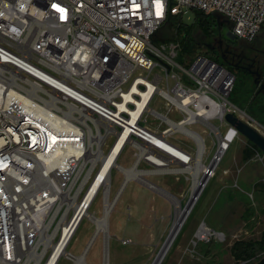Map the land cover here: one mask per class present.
I'll return each mask as SVG.
<instances>
[{
  "label": "built area",
  "instance_id": "obj_1",
  "mask_svg": "<svg viewBox=\"0 0 264 264\" xmlns=\"http://www.w3.org/2000/svg\"><path fill=\"white\" fill-rule=\"evenodd\" d=\"M192 11L225 17L232 33L246 41L255 40L264 25V0H0V264H45L67 222L65 256H77L67 247L102 189L105 197L113 170L109 183L103 177L86 202L99 170L93 175L90 129L115 135L114 143L125 134L123 149L132 146L136 161L156 165L141 151L160 152L154 140L172 121L198 116L203 106L212 110V101L225 108L215 117L236 112L229 99L236 78L231 71L202 55L185 68L176 61L179 44L157 46L153 40L171 16L182 19ZM158 65L166 71L165 88L161 74L148 78ZM174 66L184 74L172 71ZM137 70L148 75L133 77ZM134 86L149 94L132 92ZM156 93L166 111L151 107ZM126 94L146 99L143 109L137 112L138 103ZM53 130L75 142L53 149ZM172 143L187 155L177 162L187 165L191 152Z\"/></svg>",
  "mask_w": 264,
  "mask_h": 264
},
{
  "label": "rangeland",
  "instance_id": "obj_2",
  "mask_svg": "<svg viewBox=\"0 0 264 264\" xmlns=\"http://www.w3.org/2000/svg\"><path fill=\"white\" fill-rule=\"evenodd\" d=\"M204 16L205 13L198 14L196 19V13L193 11L185 14L181 22L173 26L169 24L164 26L163 34L161 31L156 36L158 39L154 41L155 44L157 46L170 45L172 42L179 44L176 61L185 68H189L193 61L202 55L233 72L236 82L233 92L231 91L230 101L235 105L233 106L236 109L235 114L264 134V95H255L259 89L256 77L245 71L243 66L231 64L218 49L226 48L229 22L219 14H212L205 16L207 21L204 27L199 24V19ZM177 26H180L179 34ZM251 44L255 50L250 54L260 57L256 52L257 48H264V27ZM172 71L184 74L179 66H174ZM140 72L148 75V72L137 70L133 77ZM156 73L163 76L160 86L165 88L166 71L158 65L148 78L152 79ZM186 79L190 81L188 76ZM151 107L166 111L162 95L159 93L154 95ZM170 116L176 120L182 117L174 113ZM149 120H154V116L150 115ZM203 122L201 120L188 126L202 135L205 148L202 160L205 165H210L218 149L219 135L208 121H206L208 124ZM210 122L216 125L222 134L230 127L225 118L222 120L215 117ZM166 127V124L162 123L160 129L164 130ZM237 135L214 168L213 174L206 178L204 186L198 192L199 197L193 203L179 231L164 250L159 264H257L264 258V252L250 260L237 258L232 253L235 241L260 240L264 232V185L256 186L257 183L264 181V153L262 150H254L252 142L245 135L240 132ZM168 137V140L183 146L191 152L192 157H196L198 144L192 137L179 130L170 132ZM115 139V135L104 137L97 148L100 146V149L107 153ZM170 140L171 144L168 143L170 146L182 151ZM246 148L248 151H255L249 160L242 159L243 149ZM162 150L167 151L165 148ZM135 151L132 146L127 145L119 157L120 165L131 166L136 160ZM170 165L171 170L163 171L157 170L158 166L149 161L139 162V167L145 170L142 179L127 181L119 195L117 193L126 173L119 168H113L108 194L109 199L115 200L116 203L109 214L107 232L98 231L97 224L92 219L101 218L105 214L106 201L102 189L93 200L88 210L89 214L83 218L72 237L67 247L68 251L75 255L83 254L94 237L92 238L94 242L87 250L86 264H152L170 234L178 204L185 207L191 197L193 177L192 173L186 170L187 165L177 161L170 162ZM99 166V161L92 166L93 175ZM204 225L210 229V233L207 236L205 234L202 239L198 233L200 227ZM220 233L222 234L219 235ZM106 239L108 261L105 263ZM57 264L75 262L63 255Z\"/></svg>",
  "mask_w": 264,
  "mask_h": 264
},
{
  "label": "bare ground",
  "instance_id": "obj_3",
  "mask_svg": "<svg viewBox=\"0 0 264 264\" xmlns=\"http://www.w3.org/2000/svg\"><path fill=\"white\" fill-rule=\"evenodd\" d=\"M148 83L150 86V89H149V92H150L151 89L153 88V85H152V82H148ZM132 92H138V93H141L143 95L149 94V92H148V94H145V92L142 89L138 88L137 86L133 87ZM126 98L134 100L138 103L139 107H138L137 112H139L143 109V107L145 106L146 101H147L146 99H144V102L140 101L134 95H131V94H126ZM211 105H212V110L209 108V106H206V107L203 106L202 108L199 109V113L197 114L198 116H200V119H202L203 121H205V122L208 121L209 124L212 125L214 130L219 135L218 149H217L215 155L213 156V159H212L210 165H205L203 163V160H202L204 153H205L204 139H203L202 135H200L197 131L191 130L190 128L186 127L187 123H191V122L196 121L198 116H191L185 120H181L178 122L172 121L171 122V128H169L167 131H164L161 134V136L159 135L154 140L156 142V143H154V145H155V147H157V149L160 152H158V151H156V152H151V151L145 152L144 150L141 151V154H143V155L148 154L149 155L150 160H152L153 163H155L158 166L157 170L163 169V171H168V170H171V167H172V165H170V160H171L170 157H172V155L175 156L172 158L176 159V161L177 160L182 161V157L187 158L186 153H184L181 150L176 149L175 147L170 146L171 143L168 140V138H169L168 134L170 132H172L171 130L184 131L187 134L194 137V139H196L198 142L197 155H196V157H191V159L187 162V168H186V170H188L192 173V177H193L192 178L193 183H192V189H191V197H190L189 204L186 207H183L180 204H178L175 220H174V223H173L172 228L170 230V234H169L165 244L161 248L160 252L158 253L157 257L155 258V260L152 264H159L164 250L170 244V241L175 237L176 233L179 231L182 222L189 215L190 210L193 206V203L195 202L194 199L198 195V192L200 191V189L204 186V183L206 182V178L207 177L209 178V176L213 174V172H211V173L207 172V169L209 168V166H211L212 170H214V168L217 166L218 162L221 160L225 151L230 147L229 141L230 140L233 141L235 136H238L237 135L238 133L235 134L236 131H234V128L231 129V131H229V129H228L226 133L221 135L218 127L216 125H213L212 122L210 123V120L213 117H215V115H213L214 112H216V115H219V116L223 115L225 112V108L221 105H218L217 102L212 101ZM137 112L134 113L133 118L130 119L131 120L130 123L135 121V117L137 115ZM99 125H100V123H99ZM49 133L50 134L48 136L51 138L50 146H52V144L54 143L53 149L57 150L63 144H69V143L75 142V139H71L70 137L58 138V135H60V134L56 133L55 130L49 131ZM226 134H227L228 139L227 138L224 139V136H226ZM68 135L70 136L72 134H68ZM73 135H76V134H73ZM104 137H105V134L101 130L95 132L94 130L90 129L88 131V140L86 142H87L88 151H89V159L94 163L93 166H95L96 163L99 161L100 167H99L98 172L96 173V176L98 175V177H97V179L95 177L94 184L91 186L92 187L91 190L88 189L89 191L88 190L86 191V199H85L86 202H89L91 200L92 196H94L95 192L99 188V185H100L103 177H104L103 181L105 182V180H106V183L107 182L109 183V178L111 176V170L113 169V167H118V168L121 167V169L124 171V173H126V177H125L126 181H129L130 179H137V178L142 179L143 174L145 173V170L139 169V167H138L139 161L135 160L133 165L129 166V167H123L117 161V156H118L119 152H121V150L123 149V143L125 141V134L124 135H121V133L118 134L117 142L113 143V145L111 146L110 150L107 153H104V151L102 149H100V146H99V148H97V146L100 144V140H102V138H104ZM166 139H167V141H166ZM168 143H170V144H168ZM164 148L169 153H171L172 155L169 154L167 151L162 150ZM161 152H164L165 154L169 155L170 157H167L166 155L162 154ZM93 168L94 167H91V169H93ZM105 191H106V194H105V201L106 202L104 205L105 206V208H104L105 214L101 218L100 217L99 218L92 217V219L96 222L97 227H98V231L104 230L105 232H107V227H108V223H109V214L111 213V210L113 209L116 201L109 199V194H108L109 193V185H106ZM196 199H197V197H196ZM205 225L201 226L199 229L198 236H200L201 238L205 237V234L207 236L210 233V229L208 227H206ZM67 227H68V222L66 224L64 232L62 230V235H61L62 241L59 243V245H58V242L53 245V253L49 256V258L45 264H55L57 262L58 258L60 257V255L67 254V251L65 248V243L67 242V239H68V233H67L68 228ZM98 231H97V233H98ZM93 239H94V237H93ZM93 239L91 240V244L93 243ZM73 260L76 262V264H78V263L79 264H86L85 254L80 255V256H76V257H74ZM107 261H108V258L105 260V263Z\"/></svg>",
  "mask_w": 264,
  "mask_h": 264
},
{
  "label": "flooded vegetation",
  "instance_id": "obj_4",
  "mask_svg": "<svg viewBox=\"0 0 264 264\" xmlns=\"http://www.w3.org/2000/svg\"><path fill=\"white\" fill-rule=\"evenodd\" d=\"M228 35V42L225 43L226 48L218 49L231 64L240 67L243 66V68L249 71L251 75H254L257 80V85L259 86L257 92L264 95V48H257L259 52L257 51L256 53L260 54V57L258 55L254 57L250 54V52L255 50L251 43L257 38L253 41L240 39L232 33L231 25ZM236 60L237 62H234ZM253 66H256V68L254 69Z\"/></svg>",
  "mask_w": 264,
  "mask_h": 264
},
{
  "label": "trees",
  "instance_id": "obj_5",
  "mask_svg": "<svg viewBox=\"0 0 264 264\" xmlns=\"http://www.w3.org/2000/svg\"><path fill=\"white\" fill-rule=\"evenodd\" d=\"M194 12L196 13V19L198 18V14H204L203 12H200V11H194ZM209 15L211 16L212 14H205L206 17L209 16ZM205 16L204 17H201L199 19V24L201 26H204V27L206 26V21H207L206 20L207 18ZM177 19H179V20H177ZM179 21L181 22V18L176 17V16H174V17L171 16L170 19L168 20V22L166 24H164L163 26H161V28L156 31V33L153 35V40L156 41L158 39V38H156V36H158L161 33V31H162V34H163L162 28L164 26H166L168 24H169V26H173L174 24L178 23ZM263 27H264V25L262 26V29H263ZM177 29H178L177 32L179 34L180 26H177ZM206 29H208V28H206ZM262 29H261V31H262ZM165 33H166V30H165ZM193 37L196 40H198L195 36H193ZM245 71H247V70H245ZM235 82H236V78H235ZM234 86H235V84H234ZM232 92H233V90H232ZM232 92L230 93V97L232 95ZM257 94L262 95L261 93H258V92L255 93L256 96H258ZM230 97H229V99H230ZM252 144H253L252 147H253L254 150H257V151H260L261 150L253 142H252ZM243 152H244L243 157H244L245 160H249L255 154V151H250V150L248 151L247 148L244 149ZM258 184L259 185H262V184L264 185V181L261 182V183H257L256 186ZM262 252H264V232H263L262 237H261L260 240H253L252 241V240H242V239H240V240L235 241L234 244H233V246H232V253H233V255L235 257H237V258H241V259H245V260H250L251 258H253L254 256H257L258 254H260Z\"/></svg>",
  "mask_w": 264,
  "mask_h": 264
},
{
  "label": "water",
  "instance_id": "obj_6",
  "mask_svg": "<svg viewBox=\"0 0 264 264\" xmlns=\"http://www.w3.org/2000/svg\"><path fill=\"white\" fill-rule=\"evenodd\" d=\"M231 74H233V73L231 72ZM256 82H257V80H256ZM225 118L229 124L234 126L238 132L245 135L251 142H253L255 145H257L264 153V134H262L257 128H255L249 122L238 117L235 113L228 112L226 114ZM211 169H212L211 166H209V168L207 169V172H210ZM199 195H200V193L196 197L198 198ZM196 197H195L194 201L196 200ZM189 201L186 204V206L189 204ZM221 234L222 233H220L219 235H221ZM107 258H108V240L106 239L104 262ZM257 264H264V258H262Z\"/></svg>",
  "mask_w": 264,
  "mask_h": 264
},
{
  "label": "crops",
  "instance_id": "obj_7",
  "mask_svg": "<svg viewBox=\"0 0 264 264\" xmlns=\"http://www.w3.org/2000/svg\"><path fill=\"white\" fill-rule=\"evenodd\" d=\"M244 150V149H243ZM242 158V157H241ZM242 159H244V157L242 158ZM93 238V237H92ZM92 238H91V240H92ZM91 240H90V243H89V245H88V247H87V249H86V251L83 253V254H85V260H86V254H87V250L88 249H90V247H91ZM94 242V241H93ZM83 254H80V255H83ZM80 255H77V256H80ZM75 262V261H74ZM76 263V262H75ZM108 264V263H107Z\"/></svg>",
  "mask_w": 264,
  "mask_h": 264
},
{
  "label": "snow or ice",
  "instance_id": "obj_8",
  "mask_svg": "<svg viewBox=\"0 0 264 264\" xmlns=\"http://www.w3.org/2000/svg\"><path fill=\"white\" fill-rule=\"evenodd\" d=\"M53 7H56V6H55V5H53ZM58 10H59V11H61V12L63 11V9H58ZM62 18H63V17H62Z\"/></svg>",
  "mask_w": 264,
  "mask_h": 264
}]
</instances>
